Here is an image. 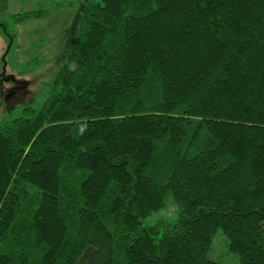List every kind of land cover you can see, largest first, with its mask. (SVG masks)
<instances>
[{"label":"trees","instance_id":"1","mask_svg":"<svg viewBox=\"0 0 264 264\" xmlns=\"http://www.w3.org/2000/svg\"><path fill=\"white\" fill-rule=\"evenodd\" d=\"M72 33L0 120V264H221L220 230L264 264V0H86Z\"/></svg>","mask_w":264,"mask_h":264},{"label":"rangeland","instance_id":"2","mask_svg":"<svg viewBox=\"0 0 264 264\" xmlns=\"http://www.w3.org/2000/svg\"><path fill=\"white\" fill-rule=\"evenodd\" d=\"M85 1L77 0L74 6L53 7L49 15L17 24L10 16L37 11L46 3L40 4V0H0V10H3L0 21L13 35L12 39L0 28V120L18 106L34 103L38 94L54 82L67 59L66 53L73 41L72 31L77 26ZM177 215V206L173 199H168L165 208L153 213L146 224L175 220ZM228 243L224 233L218 231L208 257L221 264H239V257L230 252Z\"/></svg>","mask_w":264,"mask_h":264},{"label":"flooded vegetation","instance_id":"3","mask_svg":"<svg viewBox=\"0 0 264 264\" xmlns=\"http://www.w3.org/2000/svg\"><path fill=\"white\" fill-rule=\"evenodd\" d=\"M41 3H46V0H40V4ZM1 11H3V10H0V12ZM31 12H35V10H32V11H30V12H24V13H20V14H17V15H12V16H10V19L12 20V21H14V23H17V24H19V22H16V20H18V21H20V20H24L23 18H24V16H25V14H30ZM16 19V20H15ZM21 22H23V21H21ZM4 22L2 21H0V28L2 27L4 30H5V32L6 33H9L8 31H7V25L6 24H3Z\"/></svg>","mask_w":264,"mask_h":264},{"label":"bare ground","instance_id":"4","mask_svg":"<svg viewBox=\"0 0 264 264\" xmlns=\"http://www.w3.org/2000/svg\"><path fill=\"white\" fill-rule=\"evenodd\" d=\"M7 34H9V33H7ZM9 36L13 39V35L9 34Z\"/></svg>","mask_w":264,"mask_h":264}]
</instances>
